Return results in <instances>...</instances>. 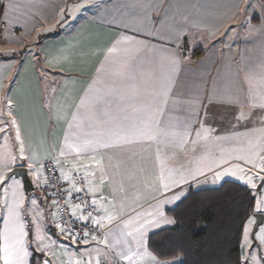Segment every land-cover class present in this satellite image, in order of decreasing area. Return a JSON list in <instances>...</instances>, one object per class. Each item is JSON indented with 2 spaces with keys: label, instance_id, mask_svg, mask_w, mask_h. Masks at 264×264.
<instances>
[{
  "label": "crops",
  "instance_id": "0c3cea01",
  "mask_svg": "<svg viewBox=\"0 0 264 264\" xmlns=\"http://www.w3.org/2000/svg\"><path fill=\"white\" fill-rule=\"evenodd\" d=\"M0 3L13 5L7 9V24L5 9H1L0 15V34L7 33L13 42L19 38L30 42L40 35L56 33L37 46L28 47L22 58L0 60V110H5L7 93L27 156L35 157L40 166L47 160L53 161L63 176L84 174L93 182L92 191L108 198L107 204L97 199V218L107 225L105 233H109L108 239L117 253L126 250L121 243L124 236L120 217L136 218L137 213L150 211V205L163 199L155 190L160 183L161 159L165 161L169 182L186 175L188 170L207 171L221 157L251 155L259 163L257 154L264 153V136L251 130L264 127L259 115L264 109L249 108L247 78H252L253 95L264 93V0H0ZM136 41L147 47L137 51ZM11 45L15 47L12 42ZM196 50H202L200 57L192 55ZM99 98L108 101L106 111H117L132 98L157 103L162 110L167 101L164 118L172 121L173 138L178 140L176 130L187 119L200 133L199 137L195 132L191 136L199 141L197 150L193 152L191 145L177 147V154L168 160L166 156H157L154 144L149 148L145 144H121L100 138L91 113ZM236 98L242 103H233ZM241 111L248 119L237 122L235 117ZM85 129L92 134L83 135ZM10 130L15 138V130ZM16 144L13 155L17 156V162L0 161V173L7 174L28 163L19 159V142ZM101 161L107 173L103 186L99 175H92L99 172ZM238 163L232 160L233 166ZM39 171L42 172L41 167ZM29 177L35 190L37 181L32 175ZM232 180L244 183L233 176L216 181L209 172L206 177L199 176L196 181L183 184V192L174 189L180 199L163 206L165 216L172 220L166 210L185 199L189 189L216 187ZM255 182L258 187L255 189L243 185L252 190L256 200L264 199V183L259 179ZM40 187L51 203L46 184ZM21 191L25 203L28 194ZM167 195L171 197L172 192ZM8 197L11 201V191ZM36 213L40 217L39 211ZM3 215L0 209V217ZM50 219L52 226L49 221L39 219L41 242L59 231L52 203ZM25 224L31 239L36 226L26 221ZM172 226L173 223L150 228L147 241L153 233ZM3 227L0 219V230ZM255 233L258 237L259 230ZM251 237L254 242H248L246 252L247 249L256 252L258 260L255 257L252 262L264 261V244ZM64 242V254L73 258L66 264H96L97 260L100 264H128L116 253L105 256L104 243L74 245L65 239ZM243 243L242 237L245 264L249 257L245 261ZM33 249L32 245L29 264H34ZM2 256L0 252V264ZM178 263L179 260L161 261V264ZM137 264L152 262L144 257Z\"/></svg>",
  "mask_w": 264,
  "mask_h": 264
},
{
  "label": "snow or ice",
  "instance_id": "6c2138e0",
  "mask_svg": "<svg viewBox=\"0 0 264 264\" xmlns=\"http://www.w3.org/2000/svg\"><path fill=\"white\" fill-rule=\"evenodd\" d=\"M13 7V5H3L0 3V8L5 9V24L8 22L7 9ZM127 40V38H125ZM129 43H132L129 41ZM139 47L137 51L144 47H147L143 42L136 41ZM8 53H6L7 55ZM172 55V54H169ZM39 60V55H37ZM175 63V60L173 59ZM43 74V73H42ZM46 75V74H45ZM123 75V74H121ZM250 84L249 99L251 103L249 108H260L264 109V93L252 94L251 81L252 78H247ZM8 94L6 93V100L4 104L5 110H0V132H4L7 135L6 129L13 128L15 130V139L19 142V159L27 160L26 165L21 167H27L28 172L25 175H32L37 181V187L47 183V177L45 174L39 171L41 167L36 161L35 157L27 156L24 148V140L21 135V129L17 118L12 109V102L7 99ZM233 103H242L238 98L232 100ZM167 101L165 102V108L162 110L157 103L148 104L146 100L141 98H132L127 101L126 106H120L117 111H106V105L108 101L104 98H99L95 105L91 108L93 127L98 129L97 135L105 140H115L116 143L121 144H145L149 148L154 144L156 147V154L158 157H167L171 160L172 156L176 155L175 151L177 147L184 145H191L192 151L197 150L198 140L191 139L192 133L195 132L196 136L199 137L200 133L196 128L191 127L190 122L185 119L181 121V128L176 130L177 139L173 138V134L170 132L171 120L164 118L165 111H167ZM145 107H140V105ZM260 118L264 121V112H261ZM235 119L237 122L241 120H247L248 115L243 111L236 115ZM212 129H209L211 132ZM252 133H259L264 136V127L251 130ZM85 136L91 135L87 129L82 133ZM187 135L189 138L186 140L184 136ZM91 143V141H89ZM88 144H85L83 148H87ZM165 150H168L166 152ZM187 150V148H185ZM77 151V155H79ZM259 163L251 155H236L232 158L221 157V160L215 163L214 167H210L207 171L198 169L196 171L188 170L186 175H180L179 179H173L170 182L165 176V161L160 160L161 171L159 174L160 183L156 186V191L163 197L159 200L156 205H150V211L146 210L144 213H137L136 218L128 217L124 220L120 217L123 224L122 235L124 240L121 243L125 246L126 250L116 252V248L112 245L108 239L109 233H104L103 236L92 235V232H99L100 229L106 227L102 219H98L97 210V199L102 200L104 203H110L108 198L102 193L98 194L92 191L93 182L90 181L86 176H81V183L84 187H76L75 177L69 180L71 184V191L79 194L84 192L88 199L81 198L79 203L74 205V209H78L80 215H76V211L72 210L69 212V218L75 222L80 219L84 222L85 227L89 224L92 225L90 231L83 232L80 235V242L84 244L89 243V237L92 241H95L97 245L104 243L106 251L105 256H112L116 253L119 259L125 260L128 264H137V260L144 257H148L152 264H161V261L157 259L155 255L149 250L147 236L150 228H155L160 224H171L173 223L167 216H165L163 206L167 203L174 202L180 199V194L174 189H180L183 192V184L191 183L196 181L199 176H207L209 172L213 173L215 180L219 181L222 177L233 176L239 180H242L245 185L255 189L257 187L256 180L259 179L264 183V153L257 154ZM14 162L17 159L16 155L11 157ZM235 159L240 163L233 166L232 160ZM99 172L92 173L93 176L99 175V183L101 186L105 184L106 169L103 167V163L98 162ZM253 170L255 174H253ZM53 171H57V167L53 165ZM240 173V175H237ZM12 181L11 184L8 182ZM23 184L21 180L15 178V173L6 175L0 173V209H2L4 215L0 217L3 220L4 227L0 230V240L3 241V246L0 247V252L3 253L2 259L3 264H29L30 248L34 244L35 250L43 251L47 254L48 245L41 243L42 237L39 232V220H33V224L36 226V232L32 238L29 239L30 230L26 227L25 221L28 218L30 208L25 206L24 196L22 194ZM11 191L12 197L9 201L8 193ZM172 192V196L168 197L167 193ZM154 199L156 197H153ZM31 205H36L35 199L31 200ZM54 203H56L54 201ZM135 209H133L134 211ZM97 213V215H94ZM257 214L264 216V199L255 200L249 218L241 225L242 237L244 246H249V227L256 223ZM112 220V217H108ZM64 224L63 219L56 223V227L59 229L60 234L66 239L70 238L73 243L77 242L78 233L74 229ZM259 230V236L254 232L253 237L259 239L261 244H264V226L256 225ZM134 257L136 259H134ZM245 261L248 259L244 257ZM44 264H52L50 259H45ZM83 264V262H81ZM90 264V262H89ZM96 264H100L97 260Z\"/></svg>",
  "mask_w": 264,
  "mask_h": 264
},
{
  "label": "trees",
  "instance_id": "16d2710c",
  "mask_svg": "<svg viewBox=\"0 0 264 264\" xmlns=\"http://www.w3.org/2000/svg\"><path fill=\"white\" fill-rule=\"evenodd\" d=\"M55 35H40L29 46L4 59L22 58L28 47L37 46L44 38ZM202 53L196 50L192 55L200 57ZM255 200L249 187L233 180L216 187L189 189L185 199L166 210L174 226L148 237L149 250L163 262L244 264L241 225L251 215Z\"/></svg>",
  "mask_w": 264,
  "mask_h": 264
},
{
  "label": "rangeland",
  "instance_id": "374dc122",
  "mask_svg": "<svg viewBox=\"0 0 264 264\" xmlns=\"http://www.w3.org/2000/svg\"><path fill=\"white\" fill-rule=\"evenodd\" d=\"M11 42L14 43L15 47H12ZM31 42L32 41L28 42L27 40L21 39V38H19L18 42H16V41L13 42L11 39H9L7 37V33L2 32L0 34V60H4L5 57L10 56L9 54H7V56H6V53H10V52L16 53V52H18L19 47H21V46L24 47L26 44H27L26 46H29ZM17 46H19V47L17 48ZM23 47H21L19 50L24 49ZM7 87H8V83H7ZM10 129L11 128H9L8 131L6 129L7 135H5L4 132H0V147H1V149H0V161L7 162V163L8 162L14 163V162H17V160H15L13 162L11 157L14 154V151L15 150L17 151V144L15 141L14 135ZM7 149L9 151H7ZM8 153H10V154H8ZM243 184H245V183H243ZM243 184H241V185L244 186ZM33 199H35L38 202L41 199V203L39 202V204L36 203V205H31L30 202ZM25 206L30 208L28 218L26 219L27 224L31 223V226H32L34 219L39 220L41 218L42 221H49L50 226H52L51 219H50L51 203L46 198L41 187H36L35 190L28 193V195L26 196V199H25ZM37 211H39L40 217L38 216V213H36ZM252 230L253 229H251V231H250L251 235H252ZM35 231H36V227H35ZM250 233H249V242L253 243L254 239H252ZM41 243H42V246L48 245L47 254H45V252H43V251L35 250V245L33 244L34 264H44L45 259H50L52 261V264H66L70 260L71 256H67V254H64L63 245L65 242H64L62 235L60 234V232L58 230H55V233L53 234V236H51L49 238L46 237L44 239V241ZM243 245H244V243H243ZM243 249H244V256H245V254H247V257H249V261L245 264H261V262L262 263L264 262V261L252 262L251 260H255L256 252L253 254L252 250L249 251L248 249L246 252L245 246H243ZM256 260H258L257 257H256Z\"/></svg>",
  "mask_w": 264,
  "mask_h": 264
},
{
  "label": "built area",
  "instance_id": "2783aa9c",
  "mask_svg": "<svg viewBox=\"0 0 264 264\" xmlns=\"http://www.w3.org/2000/svg\"><path fill=\"white\" fill-rule=\"evenodd\" d=\"M54 164L55 163L53 161L47 160L44 163H42L41 169H42V173L45 174L47 177L46 191L52 203L53 212L56 218V223L63 219L64 224L62 226H67L71 229H74L76 233H78L76 243H73L70 238L66 239L62 235V237L66 241L74 245H85L84 243L80 242L79 237L80 235H82L83 232L90 231L92 225L89 224L87 227H85V224L82 220L77 219L73 223V221L69 218V212L72 210H75L76 215L79 216L80 212L78 209H74V205L79 203L81 198L88 199V197L85 195L84 192L77 194L74 191H71V184L69 183V180L75 177L76 187L81 188L84 187V185L81 183V176H85V175L80 173H73L69 176H63L59 172V169L56 164L55 165L57 167V171L56 172L53 171ZM54 201L56 203H54ZM94 215H97V213H94ZM105 232L106 229L102 228L99 230V232L93 231L92 235L103 236ZM92 242L95 241H92L91 237H89V243Z\"/></svg>",
  "mask_w": 264,
  "mask_h": 264
},
{
  "label": "water",
  "instance_id": "95a60500",
  "mask_svg": "<svg viewBox=\"0 0 264 264\" xmlns=\"http://www.w3.org/2000/svg\"><path fill=\"white\" fill-rule=\"evenodd\" d=\"M15 173V178L20 179L21 183L23 184V191L25 194H28L29 192L34 190V186L32 183V180L30 179L29 175H25L27 173V169L20 167V168H14L10 170L7 175H11L12 173ZM263 216H260V214H257L256 223L253 225L252 233L257 231L256 225H262L263 224Z\"/></svg>",
  "mask_w": 264,
  "mask_h": 264
}]
</instances>
